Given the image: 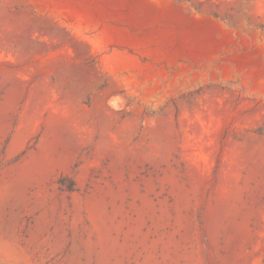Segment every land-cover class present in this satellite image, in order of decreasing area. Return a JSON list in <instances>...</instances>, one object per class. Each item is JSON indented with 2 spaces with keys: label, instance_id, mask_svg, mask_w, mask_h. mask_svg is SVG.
I'll list each match as a JSON object with an SVG mask.
<instances>
[{
  "label": "rangeland",
  "instance_id": "374dc122",
  "mask_svg": "<svg viewBox=\"0 0 264 264\" xmlns=\"http://www.w3.org/2000/svg\"><path fill=\"white\" fill-rule=\"evenodd\" d=\"M0 181L24 264H264V0H0Z\"/></svg>",
  "mask_w": 264,
  "mask_h": 264
},
{
  "label": "bare ground",
  "instance_id": "6f19581e",
  "mask_svg": "<svg viewBox=\"0 0 264 264\" xmlns=\"http://www.w3.org/2000/svg\"><path fill=\"white\" fill-rule=\"evenodd\" d=\"M19 184L18 182L10 184L5 181H0V212L9 198L19 195V192H21ZM92 213L96 228L103 233V225L97 208H93ZM95 252L96 248L94 245L90 243L84 245L83 254L86 257H91ZM110 252V245L106 244L103 239L102 250L98 253V264H109ZM79 255L80 253L77 247L74 248L73 254L70 256L67 264H83L79 260ZM11 262L24 264L26 262V257L18 248L13 238L8 233L0 231V263L11 264Z\"/></svg>",
  "mask_w": 264,
  "mask_h": 264
}]
</instances>
